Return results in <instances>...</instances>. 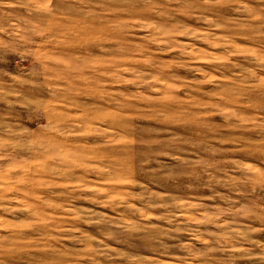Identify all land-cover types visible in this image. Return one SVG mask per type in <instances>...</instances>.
Returning a JSON list of instances; mask_svg holds the SVG:
<instances>
[{
    "label": "rangeland",
    "instance_id": "obj_1",
    "mask_svg": "<svg viewBox=\"0 0 264 264\" xmlns=\"http://www.w3.org/2000/svg\"><path fill=\"white\" fill-rule=\"evenodd\" d=\"M0 264H264V0H0Z\"/></svg>",
    "mask_w": 264,
    "mask_h": 264
}]
</instances>
